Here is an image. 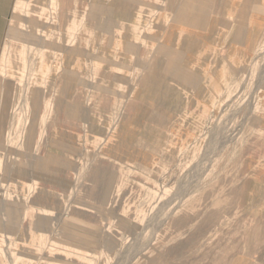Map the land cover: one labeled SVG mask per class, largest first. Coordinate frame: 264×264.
Masks as SVG:
<instances>
[{
	"label": "rangeland",
	"instance_id": "1",
	"mask_svg": "<svg viewBox=\"0 0 264 264\" xmlns=\"http://www.w3.org/2000/svg\"><path fill=\"white\" fill-rule=\"evenodd\" d=\"M0 264H264V0H13Z\"/></svg>",
	"mask_w": 264,
	"mask_h": 264
},
{
	"label": "crops",
	"instance_id": "2",
	"mask_svg": "<svg viewBox=\"0 0 264 264\" xmlns=\"http://www.w3.org/2000/svg\"><path fill=\"white\" fill-rule=\"evenodd\" d=\"M13 0H0V28H5Z\"/></svg>",
	"mask_w": 264,
	"mask_h": 264
},
{
	"label": "bare ground",
	"instance_id": "3",
	"mask_svg": "<svg viewBox=\"0 0 264 264\" xmlns=\"http://www.w3.org/2000/svg\"><path fill=\"white\" fill-rule=\"evenodd\" d=\"M63 45V44H62Z\"/></svg>",
	"mask_w": 264,
	"mask_h": 264
}]
</instances>
